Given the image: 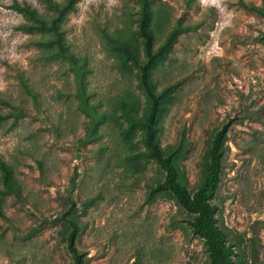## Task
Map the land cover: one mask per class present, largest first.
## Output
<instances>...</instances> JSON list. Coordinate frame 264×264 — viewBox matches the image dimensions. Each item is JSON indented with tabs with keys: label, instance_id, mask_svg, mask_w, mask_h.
<instances>
[{
	"label": "rangeland",
	"instance_id": "rangeland-1",
	"mask_svg": "<svg viewBox=\"0 0 264 264\" xmlns=\"http://www.w3.org/2000/svg\"><path fill=\"white\" fill-rule=\"evenodd\" d=\"M14 1L0 0V89L25 113L0 119V157L20 188L4 190L0 166V264H74L72 212L83 264H208L193 214L157 189L166 172L143 154L144 127L123 111L142 116L148 107L139 68L120 47L146 59L141 1L79 0L62 23L69 57L38 42L53 34L17 28L26 19ZM18 1L46 11L43 0ZM149 3L155 48L179 27L149 74L156 93L168 88L155 122L159 144L195 190L214 134L228 125L213 201L237 245L235 264H264V0Z\"/></svg>",
	"mask_w": 264,
	"mask_h": 264
},
{
	"label": "trees",
	"instance_id": "trees-1",
	"mask_svg": "<svg viewBox=\"0 0 264 264\" xmlns=\"http://www.w3.org/2000/svg\"><path fill=\"white\" fill-rule=\"evenodd\" d=\"M141 9L138 17L139 33L143 39L146 59H140L135 55L126 43L120 45L126 56L130 58L139 68L140 84L143 87L148 99V107L144 115L133 113L124 108L125 116L133 123L144 127L145 141L150 148L143 154L154 158L160 167L166 172L165 180L157 185V189H167L175 197L177 203L186 211L193 214L190 224L196 234L203 237L210 254L208 264H235L236 243L228 238L226 231L220 225L217 215L218 205L213 201L216 195V187L220 172L223 169V156L226 148V136L228 125H224L214 134L212 144L208 150L209 160L205 162L203 177L200 185L195 190H189L180 179L179 172L173 161V154L162 149L156 134V118L160 109V99L166 95L168 88L161 93H156L150 82V69L160 58L167 54L174 42L177 40L179 27L169 32L163 43L154 47L153 33L149 28V21L153 13L149 0H140ZM46 11L42 12L28 2L15 0L10 6L25 17V21L17 25L18 29L25 32L39 31L51 33L52 37L41 39L40 43H54L58 48V54L69 57L64 47V29L62 23L71 11L77 8L79 0H43ZM251 6V5H250ZM252 7H254L252 5ZM256 9V6L254 7ZM21 86L25 92L30 94L37 103L38 91L28 80L21 75ZM0 89V104L10 108L6 113L0 112V119L9 116H21L25 110L21 104L15 103L11 97L5 95ZM80 96H83L81 86L78 89ZM0 166L3 171L4 190L20 194V188L12 180L11 166L0 157ZM69 225L67 234L68 247L72 252L74 264H83V257L78 253L74 240L79 225L74 212L66 216Z\"/></svg>",
	"mask_w": 264,
	"mask_h": 264
}]
</instances>
